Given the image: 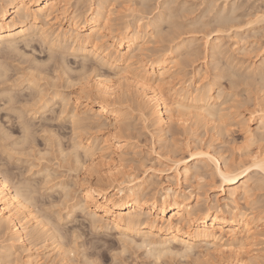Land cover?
Masks as SVG:
<instances>
[{
    "label": "bare ground",
    "instance_id": "1",
    "mask_svg": "<svg viewBox=\"0 0 264 264\" xmlns=\"http://www.w3.org/2000/svg\"><path fill=\"white\" fill-rule=\"evenodd\" d=\"M89 1L85 11L77 7L68 17L65 12L72 0H0V109L7 105L12 111L10 113L15 114L11 116L4 112L9 125L0 123V142L10 140L14 136H10L14 128L17 132L10 143H0V148L3 147L2 152L11 157V152L14 149L18 151L21 146L19 151H23V162L27 164L21 179L17 175V178L12 177V171L9 172L5 162H0V263L9 264L22 255L28 264H48L55 257L62 264H71V252L73 256L77 254L76 248L72 250L65 246L69 232L65 234L64 227L60 228L59 221L56 223V217L53 221L52 215H48L50 213L42 212L44 205L39 208L43 201L38 195L41 192L38 187H44L47 182L50 184V180L60 175L62 177V174L55 177L57 167L64 168L60 173H66L70 181H57L49 188L57 186L63 201H73L69 212L78 211L83 218L76 222L72 220L74 223L79 220L87 222L83 227L77 223L79 226L74 224L75 227L68 228L72 230L69 241L73 236L78 239L82 235H92L89 239L86 237V244L107 247L110 242L108 231L114 229L123 244L122 251L126 249L125 245L135 244V248L144 249L146 256L153 259V264H164L161 259L164 256L181 255L185 258L198 245L207 246L217 255L232 254L236 264H248L239 252L249 250L264 231L258 227V221L264 218V205L261 203L264 199L259 196L252 199L254 190H261L264 186V94L259 102L256 101L257 110L253 109L247 117H239V113L232 118L229 116L230 106L226 105L229 98L225 94L221 98L222 91L218 86L215 89L217 83L214 80L187 83V80L178 79L172 67L176 65L175 53L182 49L189 56L200 53L195 43L198 38L183 35L200 31L205 36H202L204 57L207 56L215 66H219L218 58L225 62L222 64L225 68L217 72L216 77H227L233 85L237 78L245 81L252 75L254 77L249 78L257 77L255 79L259 80V84L263 80L259 88H264V57L258 63H246L249 48L245 45L250 33L248 29L242 30L244 25L250 26L264 19V6L260 12H257L259 7L257 13H248V17L256 15L255 18H244L245 22H241L240 16L238 19L236 15L240 6L235 0H222L221 4L216 3L218 0H204V12L214 11L212 17L206 19L203 13L192 22L185 23L180 19L184 10L191 7L187 5V0H157L155 6L151 0H137L140 7L136 9H142L140 14L122 21L110 16L114 3L121 0ZM152 7L157 9L155 13L150 10ZM58 18L65 19L66 26L54 27L51 21ZM224 32H228L229 45L223 40ZM105 37L111 40L113 49H110V44L100 43ZM146 38L168 45L148 47ZM25 48L41 54L42 49H46L48 55L44 60L49 64L46 65L42 59L37 62V58L29 60L25 57L23 61V55L29 53L24 52ZM231 51L237 52V55L241 53L243 59H236ZM14 55L21 56L19 61L22 65L28 62L23 68L17 66L19 70L13 73L16 78L7 73L11 69L8 60ZM67 55L80 57L77 68L72 69ZM91 59H99L102 65H122V72H130L132 77L122 75L117 80H110L104 75H96L92 83L89 76L95 66L87 64V60ZM238 64L247 76L244 72L241 76L235 73L233 68ZM144 66L152 68V71L144 74ZM44 77L46 81L41 83ZM128 80H133L138 98L130 93ZM8 81H11L10 84H7ZM61 87L73 92V98L71 92L65 93L60 90ZM87 101L94 107H85ZM123 105L130 109L135 105L141 115L150 121L158 140L168 131L170 124L181 123L182 116L204 126L214 123L210 138L215 135L221 137L228 132L226 126L232 122H226V116L233 120L236 118L234 123L244 128L246 137L245 143H241L243 145L234 148L239 151L236 157L231 152L232 157L223 156L220 150H212V138L206 144L201 141L195 145L187 144L186 156L183 153L178 157L181 151L177 152L174 147L166 152L173 157L171 161L172 157L168 156L173 164V177L187 183L210 176L211 183L216 184L211 189L218 190L221 196L214 201L203 202L205 205L201 206L203 200L193 191L185 192L171 185L154 190L149 188L152 187L150 178L138 180L132 172L117 170L118 165L126 161V149L133 138L132 126L123 121ZM255 112L257 118L253 127L250 122ZM3 115L0 113V121ZM93 128H106L107 133L92 135L88 130ZM82 137L86 140L84 143ZM65 139L71 142L67 147L62 142ZM96 152L100 157L108 158L113 166L103 172L99 163H95ZM34 166H40L35 172H42L39 178L42 184L33 181L31 175L34 171L26 176V172ZM11 177L15 180L12 181ZM73 184L82 191L73 194L70 190ZM61 199L57 202L60 203ZM76 230L77 235L74 234ZM101 232L104 233L100 235ZM38 245L48 250L49 246L52 247L54 254L51 250L36 253L37 249L34 254L32 247L38 248ZM74 246L77 247L76 244ZM76 258L80 257L77 255ZM41 259L44 261L39 262ZM249 264L252 263L249 261Z\"/></svg>",
    "mask_w": 264,
    "mask_h": 264
},
{
    "label": "rangeland",
    "instance_id": "2",
    "mask_svg": "<svg viewBox=\"0 0 264 264\" xmlns=\"http://www.w3.org/2000/svg\"><path fill=\"white\" fill-rule=\"evenodd\" d=\"M156 1L157 0H151V3L153 4V6H155ZM235 1H236V4L238 6H240L236 10V15H237V17L240 16V19L242 20L241 22H245L244 18L248 19L250 17V16L248 17V13L251 14V13H253V11H255V13L260 12L261 7L264 6V0H235ZM89 2H90L89 0H72L71 4L69 6V9H67L65 12V15L68 14L67 16L69 17L72 14V12L74 10H76L77 7L80 8V11H85ZM186 3L189 6L191 5V7L189 9H185L183 14L181 15L182 19H180V20L181 21L183 20V22H185V23L192 22L193 20H195L199 16H201L203 13L205 15V18L208 19V18L212 17V14L214 13V11L204 12V6H205L204 0H187ZM216 3L221 4L222 0H218ZM137 4H138L137 0H121L120 2H116L113 5L114 8L112 7L113 9H111V11H110L111 12L110 16H112L113 18H115L119 21L127 20V19L131 20L132 17L135 16V14L136 15L140 14L139 12L142 10V9H140V11H139L138 9H136V8L140 7ZM133 7H134V9H133ZM258 8H259V10L256 12V10ZM150 10L152 11V13H155V11H157V9H154V8L150 9ZM263 10H264V7H263ZM152 13L149 14V16H151ZM242 15L243 16L247 15V16L243 17ZM255 16L252 15L251 17L255 18ZM251 17L249 19H251ZM238 19H239V17H238ZM51 22L54 25V27H57L58 25L60 27H64L67 24V22H65V19H61V18L52 20ZM248 26L244 25L242 27L243 28L242 30L248 29V33H250L249 37L247 39L249 41V43L247 41L246 45H245V46H247V49L249 48L246 52V54H247L246 55V57H247L246 63H253V62L258 63L264 57V19L260 20L259 22L255 23L253 25H250L249 27ZM187 29L188 28H185L184 30H187ZM192 33L191 34L187 33V35H186V33H184L183 35L184 36H194V37L198 38L195 40V41L198 40L195 43L197 44L196 47L200 53L197 55L189 56L187 54V52H185V49H182L178 54L175 53V56H177L176 60H175L176 65L174 67H172V69L176 70V75H178V79L187 80V83H188V81H190V82L199 81L200 83H208V82H211L212 80H214V82L217 83L215 85V89L218 86V87H220V89L222 91L221 98L223 97L224 94L226 97L228 96L227 98H229L228 99L229 101L227 102L226 105L230 106V108L228 110L230 112L229 116H231L232 118L235 117L239 113H240L239 117H243V116L247 117L250 114V112L253 111V109L257 110L258 109L257 103L260 101L261 95L264 94V88L263 87H262L263 89L261 87H260L261 89L259 88V86H261V83L263 82V80L259 84V80L255 79L257 77H255L254 79L249 78V77H254L252 75H249L248 79H246L245 81L244 80L239 81L238 80L239 78L236 77L237 82L235 81V84L232 85V84H230L229 79L227 77H222V78H220V76L216 77L215 76L216 73L222 72L223 68H225V66L222 65L223 63H225L224 60L221 58H218V59H220L218 62L219 66L216 65L218 67V68H216V66L209 61V58L207 59L206 55H205L206 57H204L205 53L203 52L204 46H202L203 45L202 41L204 40L203 38L205 36L200 31H194ZM227 34H228V32L223 33V37H224L223 40L225 42L228 41L227 45H229V44H231V41L228 40V37H226ZM202 36H204V37H202ZM201 37H202V39H201ZM199 39H201V40H199ZM146 41H147L146 46L152 47V48L155 46H157L155 48H160V46H162V45L164 46L166 44V42H159V41L157 42V40L154 41V40H151L149 38H146ZM100 43L110 44V46H111L110 49L114 48L113 44H111L112 43L111 40L107 37L102 39V42L100 41ZM166 45H168V44H166ZM37 48H38V44H37ZM25 51H26V53L27 52H29V53L26 56L23 55L24 57L22 58V60L26 57L29 60L30 59L33 60L32 58H35V60H36V58H37V62H39V59L40 60L42 59V61L44 62L45 61L44 59H46V57L48 55L46 52L47 51L46 49H42V51H43L42 54H41V52L37 53L38 51L34 52L31 50V52H30V49L28 51V49H26V48H25L24 52ZM30 53H32V54H30ZM232 53L233 52L231 51L230 54H232ZM15 56H16V58H15ZM233 56L234 57L237 56L236 59H238V60H240L239 58L243 59V57L241 56V53H238V55H237V52L233 53ZM17 57L19 58L21 56L14 55L11 58V60H8V67H10L11 69L14 67V69H12V73H11V69H10V71L8 70V72H7V73H9L8 76L11 74L10 76L13 77L15 72L20 69V66H22L21 68H23L24 65L26 66L28 63V62H26V63L24 62L25 64L22 65L23 63H21L19 61V60H21V58L18 59ZM68 57H69V59H68ZM70 58H71V60H70ZM79 58H80L79 56H77V58H76L75 56L67 55L68 63L72 67V69L74 67L77 68V65H79V63H78L80 61ZM28 59H26V60H28ZM135 59H137V57L134 58V61H135ZM254 59H257V60L255 61ZM70 61H71V63H70ZM87 61L89 62L87 64H90V65L93 64V67L95 66L94 72L92 74L90 73V76H89V79L91 78L90 82H92V83L96 80V78H97L96 75L97 76L98 75H101V76L104 75L106 79H110V80H117L122 75L131 76L130 72H124V71L122 72V70H123L122 65L116 64V67H113V65H110V64H103L102 65V64H99V62H100L99 59L98 60L91 59V60H87ZM17 62H18V64L20 62L21 65L20 64L17 65ZM45 62H46V65L49 64V63H47L48 61H45ZM41 64H44V63H41ZM17 66L19 69H17ZM237 67L236 68L234 67L233 69H234L235 73L240 74V76H241V73L243 74L244 71L242 68H240L241 66H239V64L237 65ZM221 68H222V70H220ZM142 69H143L144 74H148V72L152 71V68H150L148 66H144V67H142ZM73 75H74V72H73ZM244 75L247 76L245 72H244ZM14 77L16 78L17 76H14ZM242 77H243V75H242ZM242 79H244V78H242ZM10 80L12 81V79H10ZM11 81H8L7 84H10ZM45 81L46 80L44 77V79H42L41 83H44ZM123 82H125V81H123ZM126 82L130 84V86H129L130 93L136 96L137 94L135 91V87L132 85L133 80H128ZM13 89L17 90V88H13ZM60 90H62L65 93L71 92L68 89H63V87H61ZM72 94H73V92H71V95H70L71 98H73ZM256 101H258V102L256 103ZM84 106L88 107V108L94 107L90 101H87L86 105H84ZM2 107H4L5 110L3 108L0 109L1 115L5 114V113L7 114V113L12 112L11 110H8L7 105H5V106L3 105ZM121 109L124 112L123 121L132 126L131 132L133 133V138H131L129 140L128 149H126L127 150L126 151L127 154L125 155L126 161H123L119 165L117 164L118 165L117 170H120V171L122 170L121 172L125 171L127 173L132 172L133 176L134 177L136 176L138 178V180H140L141 178L142 179H144V178L149 179L150 178L149 181H151L150 185L152 187H149V188H151V189L155 188L156 190L157 189L161 190L163 187L171 185L172 187L178 186L182 190H185V192L193 191V193H196L199 196L198 198L203 200L201 202V206H202V204L205 205V203H203V202H206V201L208 202L210 200L214 201L216 197L221 196V195H219L220 192L218 190L211 189V187L216 186V184L211 183L212 179L210 178V176L200 178V180L199 179L198 180L193 179V180L188 181L187 183L184 180H181L180 178L177 179V178L173 177L174 171L171 170V168L173 166V164L171 162L173 157L171 154H168L166 152L169 148L174 147V149H176L177 152H178V150L181 151V153L178 152V157H180V155H182L183 153H184V156H186L187 155V153H186L187 148H185V147L187 146V144L188 145L189 144L195 145L199 141L206 144L209 141V139L212 138L214 140L213 142H211V143H213L211 148H214L212 150H214L216 152H218L220 150L219 153L223 154V156L236 157V155H238L239 151L237 149H234V148L243 145L241 143H245L244 139L246 138L244 136V132L242 130L244 128H241L240 124L237 125L236 123H234V121L236 122V118L233 120L231 117L229 118V116H226V118H229V119H227L228 120L227 121L225 118V121L226 122H232L231 124L229 123L230 125L226 126V128L228 127L226 130L229 129L228 132L226 131V134L222 135L223 137L222 136L218 137L215 135V137L210 138L211 133H213V130H214L211 128V126L214 123H212V125H210L211 124V122H210L209 126H206L208 124H206L204 126V125H201L199 122L197 123V122L189 119L186 116H182L181 120H179V122H181V123H178L176 120L175 122H177V123L173 122L172 124H170L168 131L164 134V136L161 138V140H158L157 135L152 132L153 128L150 124V121H148L146 119V116L141 115L139 109H137V107L135 105H133L132 109L127 108L123 105L121 107ZM13 113H10L8 115L15 116V114H13ZM88 113H91V112H88ZM3 116H4V118H3ZM3 116H2L3 119H2V121H0V123L1 124L3 123V125L6 126L5 123H7L6 121L8 119H7V117L5 119L6 115H3ZM95 118H97V117H95ZM256 118H257V113L255 112L252 115L251 122H250V124L253 127L255 126ZM98 119H102V117L98 118ZM183 120H185V121H183ZM229 120H231V121H229ZM5 126H4V130H6ZM14 129L15 130H13V132H11V135H10V136H12V135H14V136H12L10 140H8V141L6 140L4 142L1 141L0 143L5 144V145L10 143V141H12L13 138H15L17 136V135H15V134H17L16 128H14ZM105 130H106V128H103L101 130L93 128V129L88 130V132H90L92 135H98V134L102 135L104 133H107V132H105ZM82 136L85 137L88 135L83 134ZM84 137H82V143H84L86 141ZM66 140L67 139H65V141H62V142H63V145L66 144L64 146L67 147L68 145L71 144V142L69 140H67V141ZM68 141H69V143H68ZM158 141H160V142H158ZM161 144L164 146H162ZM169 145H170V147H168ZM6 147L8 148V146H6ZM41 147H42V145H41ZM165 147H167V149ZM1 148H3V147H1ZM1 148H0V158H1L0 162L1 163H3V161L5 162L6 167L8 168L9 172H10V170L12 171V173L10 172L12 177L14 176V178H17V176H18L22 179L23 178V170L25 171L24 167H26L27 164H25L23 162V151H21L22 153L19 151L22 149L21 146H20V149L18 150L20 153H18V151L15 149H14V152L12 150H11L12 152L10 151L11 152L10 155H12L11 157L8 155H5L6 153L2 152ZM7 148H6V151H9V150H7ZM18 148L19 147H17V149ZM230 152L233 154L232 156H231ZM13 154H15V155H13ZM99 155L96 152V154L94 156V157H96L95 163H97V164L99 163L98 166L100 165V167H102V169H104L103 172L106 171V169L109 166H111V165L113 166V163H110L111 161L107 160L108 158L105 159L103 157H100ZM168 156H169V158L172 157V158H170L171 161L169 160ZM45 162L43 161V163H45ZM38 168H40V166H34L30 172H26V176H28V174L29 175L32 174L33 173L32 171H34V174L31 175V176H33V178L31 176L30 177L33 179V181L36 180L40 183L42 181V179L39 180V178H41L42 172L41 171L35 172L38 170ZM55 169L58 170V171H56L57 176H55V177H58L60 174H62L63 179L60 175L59 177L61 179L59 177L57 179L53 178L52 181L50 180V184L47 182L46 184H43L44 187L42 185H40L38 187V189L41 191V192H39L38 195L42 196V197L40 196V200L43 201L40 204L42 206L39 205V208L41 209V207H43V205H44L43 209H41L42 212L44 211L46 213H50L48 215H52L51 218L53 217L52 218L53 221H54V218L56 217L55 218L56 223L59 221L58 225H61L60 228L64 227L63 229L66 232L65 234H67V232H69L68 233L69 236L66 235L67 240L65 239L66 241H64V242H66L65 246H67L68 248H71V249L74 247V248H76L75 251L78 250L75 252V253H77V254H75L76 256L75 255L73 256V254H74L73 251L71 252V255H70V259L72 260L71 264H75V262H76V264L77 263L78 264H153L154 263V261H152L153 259L149 258L150 256L149 257L146 256L144 249L139 248V247L135 248L136 245L134 243L133 244L135 245V247L132 244H127V245H125L126 249L124 251H122L121 248L123 247V244L119 240L120 236L116 233V230H114V229H111L108 231L109 232L108 236H110V237H108V241H110V242H109V244H107V247L105 245L102 248H97L95 246H92L93 247L92 248L90 244L87 243L88 244L87 245L86 241L92 235H90V236L89 235L88 236L82 235L83 237H78V239H76L77 237L74 238V236H73L72 239L69 241L68 239L71 238L70 233L72 232V230H69L68 228L71 226L75 227L74 224H76L77 226H79L81 224L83 227V226H85V224H87V222H86V220H84L82 222V220H83L82 214H79L78 211L75 213L69 212L70 205L73 201L66 199L67 201H69V203H67L66 200H64V201H66V202H64L62 200L63 198L60 196L61 195L60 189L57 186L53 187V188H49L50 185H52V183H54V182H57V181L62 182L64 179H65L64 181L67 183L70 181V178L69 179L67 178L66 173L65 174H63L62 172L60 173V171L64 170V168L55 167ZM12 177H11V180L13 179ZM54 179H56V181H54ZM13 180H15V179H13ZM39 183H38V185H39ZM41 184H42V182H41ZM70 190L73 194H75V193L78 194L80 191H82V189L79 186H77V185L75 186L74 184H73L72 188L70 185ZM154 190H150V192L152 193V192H154ZM59 192H60V194H59ZM254 193H255L254 194L255 196L253 195L252 199H256V198L258 199L257 196L261 197V199H264V195H263L264 194V186L261 187V190H256V191L254 190ZM55 195H56V197H55ZM41 198H44L45 200L41 199ZM55 198H57V199H55ZM60 199H61V201H60V203H58ZM50 200H52V201H50ZM192 201H193L192 203H194V200H192ZM61 202L62 203L64 202L65 204L64 203L62 204ZM261 203H263V205H264V202H261ZM54 214H56V215L54 216ZM77 219H82L81 221L80 220L77 221L78 224L80 223L79 225L77 223L73 222ZM258 224H259V226H258L259 230L260 229L264 230V218L260 219L258 221ZM67 230H69V231H67ZM77 232L78 231L76 230L74 234L77 235ZM97 232H99V231H97ZM261 232H262V234H260V235H262V236L261 237L258 236V241L255 244L251 245L250 248L248 247L250 251L248 249H244L242 252H239V255L242 256V258L244 257L243 259L248 264H249V261L252 264H264V231H261ZM103 233L104 232H101L100 235H102ZM98 234H97V236H98ZM1 240L2 239L0 238V246L2 244ZM72 240H74L73 242H74V244H76L77 247L74 246V244L72 243ZM83 240L85 241L84 244L86 246L82 243ZM70 242L73 246L70 245ZM77 243L80 245L78 246ZM69 245L72 247H70ZM36 246L34 248L32 247V250H33L32 252H34V254H35L36 249H37L36 253L40 252V251L44 252L45 250H48V248L44 249V247H42V246L40 247L39 245L37 248ZM83 246H85L86 248ZM131 246H133V248ZM199 246L200 245H198L194 249V251L192 253H190V255H188L187 257L185 256V258L181 257V255H179V256L173 255V257L170 256L171 259L169 256H168V258H164L165 257L164 256L161 258L163 260L162 263L165 261L169 264H236L235 262H233L234 261L233 260L234 255H232V254L229 255V253H223V254L220 253V255L219 254L217 255L214 251L208 249L207 246L206 247H205V245L204 246L202 245L200 247ZM50 250H51V252L53 251L52 247L49 246L48 251H50ZM78 253H80V254H78ZM52 254H54V252H52ZM83 254L84 255L86 254V256H84ZM77 255H78V257H80L79 259L76 258ZM79 255H81L83 257H81ZM87 257H88V260H87ZM166 257H167V255H166ZM254 257H257V258H254ZM84 259L86 260V262H84L85 261ZM74 260H76V261H74ZM43 261H44V259L39 260V262H43ZM165 262H164V264H165ZM0 264H3V263H0ZM9 264H28V263H25V260L22 258V255H20L19 257L14 258L13 262H11ZM48 264H62V263L59 261L58 257L57 258L55 257L54 260H51L50 262H48Z\"/></svg>",
    "mask_w": 264,
    "mask_h": 264
}]
</instances>
